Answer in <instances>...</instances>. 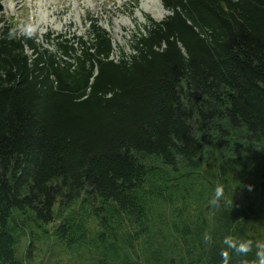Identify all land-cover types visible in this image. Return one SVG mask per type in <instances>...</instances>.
Returning <instances> with one entry per match:
<instances>
[{"label": "trees", "instance_id": "obj_1", "mask_svg": "<svg viewBox=\"0 0 264 264\" xmlns=\"http://www.w3.org/2000/svg\"><path fill=\"white\" fill-rule=\"evenodd\" d=\"M160 1L167 15L147 16L116 55L97 19L86 37L44 34L52 48L0 23V264H24L19 214L45 226L78 200L102 226L97 264H224L225 236L253 241L228 264H255L259 210L235 200L221 146L243 141L264 161V0ZM202 173L218 225L194 224L184 204L151 231L149 200L185 199Z\"/></svg>", "mask_w": 264, "mask_h": 264}, {"label": "rangeland", "instance_id": "obj_2", "mask_svg": "<svg viewBox=\"0 0 264 264\" xmlns=\"http://www.w3.org/2000/svg\"><path fill=\"white\" fill-rule=\"evenodd\" d=\"M0 5V23L8 22L20 31L38 33L41 36L39 41H43L49 48L53 44L44 40V34L55 36L62 33L86 37L89 18L97 19L99 25L110 33L115 48L113 55H116L118 47L130 51L132 36L137 30H142L147 16L161 20L168 13L160 0H0ZM221 152H225L223 157L229 156L231 160L228 173L235 188V200L244 205L252 203L259 210L256 226L264 229V223L260 225L259 221V217L264 220V161L257 157L249 158L252 156L250 154L257 155V150L247 149L243 141L231 145L224 143ZM215 168V165L206 163L203 173H213ZM206 184L203 175L193 187L188 188L189 194L185 199L181 197L184 193L182 188L172 199H150L147 206L148 228L154 232L160 228L166 230L161 219L167 220L169 228L171 212L187 204L184 210L187 209V216L194 224L199 222L197 218L201 213L207 219L208 229L212 230L218 225V217L213 209H208L210 199L207 197L213 195V192L210 185L203 191ZM55 210L54 221L45 226L30 221L24 225L25 218L19 214V223L14 225L13 235L17 258L24 264H97L98 253L91 244L102 226L91 204L78 200L68 208L62 210L56 207ZM129 222H126L128 229L131 228ZM62 225L67 235L65 238L57 234V229ZM257 242L264 243V231H260Z\"/></svg>", "mask_w": 264, "mask_h": 264}, {"label": "clouds", "instance_id": "obj_3", "mask_svg": "<svg viewBox=\"0 0 264 264\" xmlns=\"http://www.w3.org/2000/svg\"><path fill=\"white\" fill-rule=\"evenodd\" d=\"M249 190H251V186H249ZM224 196V187L222 185H217L215 188V197L211 201L212 204H218L220 199ZM204 240L206 243L211 242V237L205 235ZM223 245L225 246L224 249L221 250V256L223 258L224 264H228L227 258H228V249L233 250L238 255H248L250 252H252L253 249V241L252 240H241L238 238H235L233 236H225L223 238ZM255 247L257 249L255 255H256V261L255 264H264V243H256Z\"/></svg>", "mask_w": 264, "mask_h": 264}, {"label": "water", "instance_id": "obj_4", "mask_svg": "<svg viewBox=\"0 0 264 264\" xmlns=\"http://www.w3.org/2000/svg\"><path fill=\"white\" fill-rule=\"evenodd\" d=\"M2 9V6L0 5V10Z\"/></svg>", "mask_w": 264, "mask_h": 264}]
</instances>
